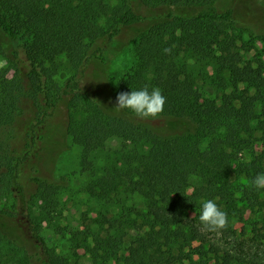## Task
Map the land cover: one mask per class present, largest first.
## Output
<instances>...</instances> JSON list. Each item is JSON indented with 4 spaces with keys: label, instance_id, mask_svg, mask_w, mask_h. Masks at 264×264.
<instances>
[{
    "label": "trees",
    "instance_id": "16d2710c",
    "mask_svg": "<svg viewBox=\"0 0 264 264\" xmlns=\"http://www.w3.org/2000/svg\"><path fill=\"white\" fill-rule=\"evenodd\" d=\"M217 1L0 0V59L6 61L0 68V129L20 117L26 134L23 150L8 157L0 143V216L38 246L39 264H80L75 252L80 249L91 264H208L203 260L208 253L215 264H231L234 257L220 255L208 236L233 235L231 222L243 216L241 204L251 208L259 201L260 189L250 182L264 173L262 158L244 162L243 154L257 141L264 147V34H248L263 46L245 60L238 44L242 32L230 9L216 10ZM142 7L155 10L153 23L134 45L135 67L117 80L112 96L116 101L118 93L158 87L166 103L157 119L188 121L192 133L161 137L105 117L79 88L91 62L110 61L122 29L145 21L137 13ZM98 42L103 47H95ZM62 55L74 75L58 86L55 60ZM8 71L14 73L10 79ZM214 90L219 98L208 96ZM60 106L66 109L65 133L80 146V166L90 176L83 192L96 203L136 195L143 205L131 211L133 218L104 216L97 220L100 230L86 225L71 232L73 257L55 254L40 234L61 204L58 187L36 176L33 164ZM111 139L119 147L106 149ZM99 152L101 168L93 162ZM209 199L228 215L220 233L199 223ZM126 238V254H120ZM33 263L23 245L0 231V264Z\"/></svg>",
    "mask_w": 264,
    "mask_h": 264
},
{
    "label": "rangeland",
    "instance_id": "374dc122",
    "mask_svg": "<svg viewBox=\"0 0 264 264\" xmlns=\"http://www.w3.org/2000/svg\"><path fill=\"white\" fill-rule=\"evenodd\" d=\"M215 8L218 12L227 9L232 11L236 28L242 32V40L238 44L243 46L241 52L244 54V59L251 60L257 56L263 44L257 40H249L248 34L250 32L256 35L264 34V0H218ZM154 11L144 7L137 10V13L145 18V21L122 29L115 39V54L110 61L106 65L91 62L80 81L79 88L98 104L105 117L143 126L161 137L189 134L194 131V127L185 120L171 118L139 120L130 118L124 110L120 112L114 110L116 101L112 96V87L121 76L135 67L134 45L153 23L151 20L155 15ZM103 45V42H98L95 47L100 48ZM0 61L2 60L0 59ZM55 64L58 67V74L53 78V82L62 86L67 79L74 75V72L63 55L56 58ZM13 74L12 71H8L7 78H12ZM199 86L202 92H206L201 81H199ZM207 94L212 98L220 97V93L216 90ZM51 120L53 129L50 137L44 143L43 149L34 159L33 164L36 165V176L58 187L57 198L61 205L57 217L49 223H43L40 234L47 247L55 254L72 256L73 253L70 251L68 243L71 232L84 231L86 225H90L93 230H100L97 220H102L104 216L120 218L129 215L130 218H133L131 211L142 209L143 205L136 195L120 194L108 203H96L90 199L83 192V186L89 181L90 176L83 172L80 166L82 150L65 133V107L60 106L52 115ZM25 135L24 123L20 117L13 125L1 128L0 143L4 152L3 157L21 152L25 143ZM119 145L118 139H111L106 143V149H114ZM103 156L104 152L94 155L93 162L97 168H101ZM259 158H262L264 166V147L261 141H257L248 152L243 154L244 162ZM187 192L191 193L192 187ZM243 206L241 204V208L244 209L243 216L231 222L234 234L231 236L209 235V241L215 245L220 255L228 253L234 257L231 264H264V189H260L259 201L254 207L244 208ZM0 231L7 233L17 243L23 245L34 258L35 264H39L37 262L38 246L17 228L13 220L0 216ZM129 241L128 238L124 239L120 254H126ZM193 246H197V244H193ZM208 247V244L205 245L206 251ZM75 252L80 264H91L89 256L83 250ZM212 257L213 255L208 253L203 256V260L208 264H215L214 260H211ZM194 259L202 258L194 257ZM106 264H115V262L109 261Z\"/></svg>",
    "mask_w": 264,
    "mask_h": 264
},
{
    "label": "clouds",
    "instance_id": "9594fccd",
    "mask_svg": "<svg viewBox=\"0 0 264 264\" xmlns=\"http://www.w3.org/2000/svg\"><path fill=\"white\" fill-rule=\"evenodd\" d=\"M164 51L167 53L170 49ZM5 66L6 61H0V68ZM165 103L166 97L160 88L154 87L149 91L145 85L139 90L118 93L114 110L120 112L127 109L136 119L155 120L162 114ZM250 184L255 189H264V173L257 174ZM198 219L201 228L211 233H220L229 224L227 213L211 199L202 203Z\"/></svg>",
    "mask_w": 264,
    "mask_h": 264
}]
</instances>
